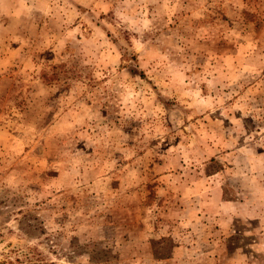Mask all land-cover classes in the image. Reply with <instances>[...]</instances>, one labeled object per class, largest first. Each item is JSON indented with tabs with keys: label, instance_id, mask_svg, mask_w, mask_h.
<instances>
[{
	"label": "rangeland",
	"instance_id": "1",
	"mask_svg": "<svg viewBox=\"0 0 264 264\" xmlns=\"http://www.w3.org/2000/svg\"><path fill=\"white\" fill-rule=\"evenodd\" d=\"M264 264V0H0V264Z\"/></svg>",
	"mask_w": 264,
	"mask_h": 264
},
{
	"label": "trees",
	"instance_id": "2",
	"mask_svg": "<svg viewBox=\"0 0 264 264\" xmlns=\"http://www.w3.org/2000/svg\"><path fill=\"white\" fill-rule=\"evenodd\" d=\"M27 264H31V263H27Z\"/></svg>",
	"mask_w": 264,
	"mask_h": 264
}]
</instances>
